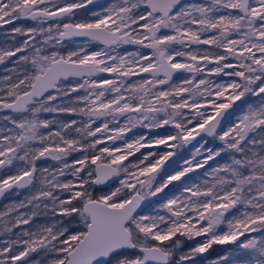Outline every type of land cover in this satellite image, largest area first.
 I'll return each mask as SVG.
<instances>
[{"label": "snow or ice", "instance_id": "obj_1", "mask_svg": "<svg viewBox=\"0 0 264 264\" xmlns=\"http://www.w3.org/2000/svg\"><path fill=\"white\" fill-rule=\"evenodd\" d=\"M93 3L0 0V264H264V0Z\"/></svg>", "mask_w": 264, "mask_h": 264}, {"label": "rangeland", "instance_id": "obj_2", "mask_svg": "<svg viewBox=\"0 0 264 264\" xmlns=\"http://www.w3.org/2000/svg\"><path fill=\"white\" fill-rule=\"evenodd\" d=\"M99 0H94V3L91 5H88V9L90 10H96V11H101L102 8L100 6L102 5H107L108 3L105 4H100L98 3ZM77 17L78 18H84V10H78L77 12ZM4 30H0V32H3ZM5 37L3 35H0V46H3V43L5 41ZM23 39L22 37H17V40H21ZM131 47V46H129ZM5 67H11V64H6V65H0V77L4 76L6 73L3 71V69ZM0 115H3V113H0ZM48 118H51V116H48ZM62 118V117H61ZM134 131H143L141 129H137ZM163 131V130H160ZM131 135V134H129ZM23 198V195L21 197H16L14 195L11 194H7L6 196L3 197V199L1 198V202H0V210H2L4 208L5 205L9 204L12 201H15L17 199ZM39 222V221H38ZM3 238V237H0ZM202 239V238H197ZM195 241H187L186 244L187 245H194ZM234 247L233 245H214L213 249L209 250V253H205L203 254V256L197 257V264H208V262L212 259L217 258L220 255H223L226 249H230ZM34 256H36V254H34ZM230 259H232L230 257ZM235 259H239V257H236Z\"/></svg>", "mask_w": 264, "mask_h": 264}, {"label": "flooded vegetation", "instance_id": "obj_3", "mask_svg": "<svg viewBox=\"0 0 264 264\" xmlns=\"http://www.w3.org/2000/svg\"><path fill=\"white\" fill-rule=\"evenodd\" d=\"M111 2V0H99V2L98 3H102V4H105V3H110ZM0 30H4V29H0ZM7 195V194H6ZM5 195V196H6ZM2 199H3V197H2ZM1 202V201H0Z\"/></svg>", "mask_w": 264, "mask_h": 264}, {"label": "water", "instance_id": "obj_4", "mask_svg": "<svg viewBox=\"0 0 264 264\" xmlns=\"http://www.w3.org/2000/svg\"><path fill=\"white\" fill-rule=\"evenodd\" d=\"M0 201H1V198H0Z\"/></svg>", "mask_w": 264, "mask_h": 264}]
</instances>
